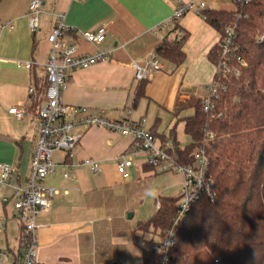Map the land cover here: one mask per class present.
Instances as JSON below:
<instances>
[{"label":"crops","instance_id":"0c3cea01","mask_svg":"<svg viewBox=\"0 0 264 264\" xmlns=\"http://www.w3.org/2000/svg\"><path fill=\"white\" fill-rule=\"evenodd\" d=\"M192 2L197 0H42L38 27L31 33L27 18L30 0H0V163L12 166L6 185L0 187V247L10 258L23 252L21 224L13 202L17 189L26 183L38 135L37 110L31 107L29 88L34 86L33 73L40 80L45 75L44 64L50 52L47 36L57 16L63 14L64 22L77 30L105 26V38L97 45L76 33L69 38L80 53L100 50L110 54L107 60L88 68L68 71L62 101L109 119L128 116L134 122L144 120L142 126L160 143L164 139L172 147L183 148L191 140L187 136L189 141L182 143L178 136L185 134L184 119L193 114V109L188 106L176 110L177 104L207 95L206 88L215 73L209 52L220 35L194 10L179 18L175 27L155 29L179 4ZM205 3L209 9L235 8L231 0ZM182 35L185 40L180 48L170 47L172 39ZM164 42L175 55L160 56L162 67L144 80L143 94L133 104L138 82L132 62L143 67L149 54ZM17 61H30L32 66L18 67ZM12 107L23 108V116L10 114ZM74 131L82 132V137L72 151V159L66 160L63 153L55 159L58 151L54 152V172L43 182L58 193L38 214L43 224L36 231L38 260L42 264H126L136 255L132 246L136 244L135 222H127V193L149 181L147 193L152 191L156 200L178 195L182 176L144 170L146 156L130 137L100 127L76 126ZM137 153L138 163L132 159L128 176L123 177L116 170V159L121 155L132 158ZM84 159L97 161L100 172L93 174L81 163ZM67 172L72 179L64 177ZM168 175L175 177V185L167 183ZM157 182L162 186L155 187Z\"/></svg>","mask_w":264,"mask_h":264},{"label":"trees","instance_id":"16d2710c","mask_svg":"<svg viewBox=\"0 0 264 264\" xmlns=\"http://www.w3.org/2000/svg\"><path fill=\"white\" fill-rule=\"evenodd\" d=\"M234 6L233 10L204 8L199 13L220 35L209 52L212 64L221 61L220 44L231 26L232 46L239 61L229 60L237 74L220 68L215 72L213 80L223 89L218 91L211 111L205 112L198 98L177 104L176 110L193 109L184 119V133L191 142L183 148L174 144L172 151L182 164H192L197 148L209 143L207 171L214 199L201 196L192 204L169 251V264H212L216 256L224 264H264V0ZM184 40L182 35L169 45L179 49ZM167 45L164 42L156 49L159 57H174ZM32 76L36 93L31 96V107L38 110L47 78L46 73L41 80L34 73ZM137 82L133 104L142 96L146 83ZM150 169L145 163L144 170ZM180 198V194L160 196V207L149 219L138 221L135 231L156 244V237L163 236L171 225ZM141 260V264L160 263L153 249L143 248Z\"/></svg>","mask_w":264,"mask_h":264},{"label":"built area","instance_id":"2783aa9c","mask_svg":"<svg viewBox=\"0 0 264 264\" xmlns=\"http://www.w3.org/2000/svg\"><path fill=\"white\" fill-rule=\"evenodd\" d=\"M205 1L197 0V2L189 4H179L172 16L157 26L155 30L167 28L191 10L199 14L202 9L206 8ZM231 1L234 4H247L251 0ZM41 5L42 0H30L27 18L31 33L37 30ZM106 31L105 26H100L95 30H77L68 26L64 22V15L59 14L54 27L47 36V41L50 43V52L44 64L47 86L44 91V103L36 112L37 140L26 183L17 189V195L13 202L16 218L21 224L23 252L10 258L0 247V264H42L38 260L36 231L43 227V224L38 220V214L48 208L50 201L58 193L57 189L45 186L43 182L49 174L54 172L55 165L52 160L54 152L64 151L65 159H72V151L82 137V132L74 131L76 126L100 127L130 137L134 141L136 149L145 154V163L155 171L181 174L182 183L179 191L181 198L171 225L156 244L148 242L149 246L143 247L155 251L160 258L159 264H169V251L174 244L179 225L192 204L201 196L206 197L209 201L214 199L212 180L207 171L206 148L209 146L208 142H205L194 152L192 164H182L179 162L177 154L172 151L173 147L170 142L160 143L155 135L142 126L144 120L134 122L128 116L109 119L100 113H90L86 107L70 106L62 101V92L66 88V73L68 71L88 68L97 62L107 60L110 55L100 50L93 53H80L76 42L69 36L76 33L86 42L97 45L104 40ZM233 37L234 30L231 26L226 29L225 37L220 44L221 61L215 66V72L220 68L226 72L232 70L237 74L236 67L229 65V60L239 61L232 46ZM240 63L244 65L243 61ZM16 65L29 69L32 62L17 61ZM132 65L136 81L148 79L154 71L162 67L157 51L149 54L143 67H139L135 62H132ZM220 88L223 89L214 80L208 84L207 95L202 99V108L205 112H209L213 108V102L217 98ZM29 93L31 96L35 95L34 86H30ZM9 113L16 118H21L24 109L12 107L9 109ZM128 113H130L129 110ZM211 136L210 134L208 137ZM81 163L87 166L93 174H97L101 170L100 164L95 160L84 159ZM131 165L132 158L129 155H121L116 159V170L123 177L128 176L127 169ZM72 167L73 165L69 166L70 170ZM11 172L10 164L0 163V187L6 185ZM64 177L72 179L69 172L65 173ZM159 207L160 203L156 200L155 208ZM139 245L142 246V242H139ZM212 264H224V262L219 256H216L213 258Z\"/></svg>","mask_w":264,"mask_h":264},{"label":"rangeland","instance_id":"374dc122","mask_svg":"<svg viewBox=\"0 0 264 264\" xmlns=\"http://www.w3.org/2000/svg\"><path fill=\"white\" fill-rule=\"evenodd\" d=\"M178 138L182 143L183 141L188 140V137L182 132L181 135L178 136ZM62 153L64 154V151H58V153L54 154V158L56 159V157H59V155H61ZM132 159L134 162L138 163L140 159L139 153L134 155ZM175 181H176L175 177H172V175H168L167 183L173 186L175 185L174 184ZM150 185L151 183L149 181H147L146 183L143 182L135 192L127 193L128 196L126 197V200H127V205L129 207L128 209L130 210L129 213H133L132 218H130V220H128L127 222L129 223L135 222L134 224L136 225L138 221H143V220L145 221L151 217L150 214L154 212V208H155L154 203L156 198L152 194V191L151 192L149 191L147 193V189H150ZM161 186H162L161 182H157V184L155 185V187L157 188ZM172 196H177V195L176 193H174ZM133 236L135 238L136 244H132V243L131 244L133 246V252L136 255L133 257H129L126 264H141L142 249L143 247L146 248L147 246H149V243L147 241L149 239V236L144 235L143 237H141V233L137 231H134ZM158 240L159 238L156 239V241ZM139 242H142L143 245L140 246Z\"/></svg>","mask_w":264,"mask_h":264},{"label":"water","instance_id":"95a60500","mask_svg":"<svg viewBox=\"0 0 264 264\" xmlns=\"http://www.w3.org/2000/svg\"><path fill=\"white\" fill-rule=\"evenodd\" d=\"M127 218H129V219L132 218V213H128ZM113 264H116V263H113Z\"/></svg>","mask_w":264,"mask_h":264}]
</instances>
